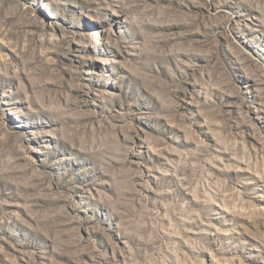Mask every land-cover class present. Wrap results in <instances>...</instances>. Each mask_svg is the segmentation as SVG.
<instances>
[{"label":"rangeland","instance_id":"obj_1","mask_svg":"<svg viewBox=\"0 0 264 264\" xmlns=\"http://www.w3.org/2000/svg\"><path fill=\"white\" fill-rule=\"evenodd\" d=\"M0 264H264V0H0Z\"/></svg>","mask_w":264,"mask_h":264}]
</instances>
